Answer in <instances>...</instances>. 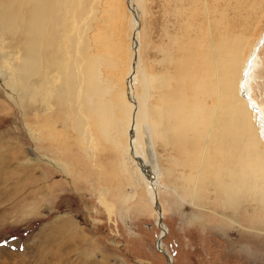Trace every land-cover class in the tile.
<instances>
[{"label": "bare ground", "instance_id": "1", "mask_svg": "<svg viewBox=\"0 0 264 264\" xmlns=\"http://www.w3.org/2000/svg\"><path fill=\"white\" fill-rule=\"evenodd\" d=\"M116 1L0 0V84L12 76V97L28 110L31 103L38 108L40 135H53L50 116L57 108L63 124L90 147L96 131L120 149L122 170L132 165L156 210L157 245L164 252L160 173L167 177L171 168H181L176 177L190 196L212 186L232 210L255 195L264 198V89L257 82L264 70V19L242 53L249 24L244 20L235 29L227 11L254 12L264 0H188L189 11L175 5L181 24L195 16L201 32L182 42L165 29L168 43L156 47L162 69L154 73L143 66L141 54L144 0H123L129 52L121 85L114 82L121 49L106 32ZM155 142L171 149V167L160 163ZM178 185H169L176 196Z\"/></svg>", "mask_w": 264, "mask_h": 264}, {"label": "rangeland", "instance_id": "2", "mask_svg": "<svg viewBox=\"0 0 264 264\" xmlns=\"http://www.w3.org/2000/svg\"><path fill=\"white\" fill-rule=\"evenodd\" d=\"M122 1H116V12H109L106 26L112 46L121 49V70L114 80L120 85L129 52L128 13ZM187 1L144 0L145 14H139V23L143 66L148 71L162 69L158 62L162 53L156 47L168 43L165 29L182 42L200 34L198 18L181 24L175 12L178 4L189 11ZM227 11L236 21L235 29L244 20L249 24L244 53L260 30L264 5L254 12ZM257 78L258 88L264 89V70ZM16 93L12 76L0 84V264H168L164 252L172 264H264V198L255 195L250 203L240 201L232 210L212 186L190 196V188L176 177L181 168H171L167 177L160 173V219L167 230L161 252L156 210L132 165L122 170L120 149L96 131L90 147L63 124L57 108L50 116L53 135H40L38 108L31 103L26 109L12 97ZM119 138L123 141L124 134ZM155 144L160 163L170 166L171 149ZM173 182L179 184L181 198L171 190Z\"/></svg>", "mask_w": 264, "mask_h": 264}, {"label": "crops", "instance_id": "3", "mask_svg": "<svg viewBox=\"0 0 264 264\" xmlns=\"http://www.w3.org/2000/svg\"><path fill=\"white\" fill-rule=\"evenodd\" d=\"M119 139H120V142H123L121 138H119Z\"/></svg>", "mask_w": 264, "mask_h": 264}]
</instances>
